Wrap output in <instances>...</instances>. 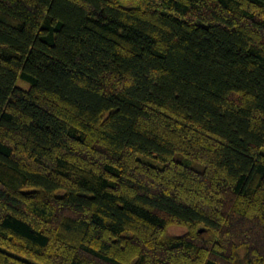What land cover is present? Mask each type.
<instances>
[{
    "label": "trees",
    "instance_id": "1",
    "mask_svg": "<svg viewBox=\"0 0 264 264\" xmlns=\"http://www.w3.org/2000/svg\"><path fill=\"white\" fill-rule=\"evenodd\" d=\"M262 147L264 0H0V264H264Z\"/></svg>",
    "mask_w": 264,
    "mask_h": 264
},
{
    "label": "rangeland",
    "instance_id": "2",
    "mask_svg": "<svg viewBox=\"0 0 264 264\" xmlns=\"http://www.w3.org/2000/svg\"><path fill=\"white\" fill-rule=\"evenodd\" d=\"M23 83V80L22 79H18L17 81V84H21ZM261 151L264 153V147L261 148ZM139 157L149 163H153V164H156L158 163V161L152 157H149V156H146V155H143V154H139ZM167 231L169 234H172V235H179V234H182L186 231V228L184 226H180V225H170L168 228H167Z\"/></svg>",
    "mask_w": 264,
    "mask_h": 264
},
{
    "label": "water",
    "instance_id": "3",
    "mask_svg": "<svg viewBox=\"0 0 264 264\" xmlns=\"http://www.w3.org/2000/svg\"><path fill=\"white\" fill-rule=\"evenodd\" d=\"M199 231H201V229H199Z\"/></svg>",
    "mask_w": 264,
    "mask_h": 264
}]
</instances>
